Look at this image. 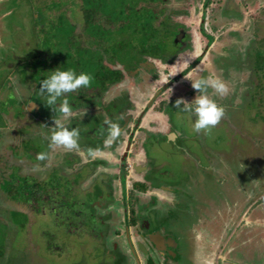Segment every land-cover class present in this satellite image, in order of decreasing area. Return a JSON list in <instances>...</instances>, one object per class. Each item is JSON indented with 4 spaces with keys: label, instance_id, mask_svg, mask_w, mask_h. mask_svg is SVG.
Listing matches in <instances>:
<instances>
[{
    "label": "flooded vegetation",
    "instance_id": "obj_1",
    "mask_svg": "<svg viewBox=\"0 0 264 264\" xmlns=\"http://www.w3.org/2000/svg\"><path fill=\"white\" fill-rule=\"evenodd\" d=\"M8 1L0 0V171L16 167L17 176L26 183L12 182L7 193L15 198V186H21L16 192L23 194L25 205L39 209L43 203L57 215L82 213L91 198L96 211L108 218V242H116L127 253L129 264H243V251L252 239L249 230L263 232L264 146L255 151L248 144L237 147L248 153L252 178L232 187L227 158L221 162L222 155L214 152L215 162L206 163L189 148V141L203 136L187 128L195 121L193 114L176 109L174 103L178 98L191 102L198 95L190 79L215 75L230 89L224 97L208 91L224 107L222 119L229 124L247 122L251 134L257 132L255 123L260 129L264 0H134V9L146 11L147 33L141 29L136 35L139 44L128 35L129 24L122 19L131 7L128 3L117 13L113 5L112 19L104 15L106 0H41L48 19L39 22L40 27L64 15L72 33L83 40L81 56L71 53V61L94 64L96 60L84 58L86 50L101 54L90 86L65 94L57 104L66 98L72 107L73 116L65 123L80 130L79 152L48 146L55 113L45 105L46 94L41 95L39 88L50 75L35 78L36 72L28 66L9 67L8 51L14 47L6 35L12 11ZM106 29L116 34L108 43L111 48H104V37L95 36ZM76 47L81 50L82 43L77 41L71 48ZM130 47L135 58L124 62L134 55L128 54ZM105 120L123 130L110 148L104 147L98 132L107 127ZM8 144L14 147H5ZM164 147L170 148L164 155L179 150L193 160L183 164V178L167 170L170 164L158 154ZM88 148L101 153L85 162ZM40 152L49 153L50 159L37 160ZM192 167L203 173L214 171L215 189L209 198L196 191L206 179L193 175ZM227 187L235 192L230 194ZM5 221L0 214V222ZM73 227L79 229L81 240L88 236L82 217L81 222L67 224V234ZM255 251L264 263V251Z\"/></svg>",
    "mask_w": 264,
    "mask_h": 264
},
{
    "label": "rangeland",
    "instance_id": "obj_2",
    "mask_svg": "<svg viewBox=\"0 0 264 264\" xmlns=\"http://www.w3.org/2000/svg\"><path fill=\"white\" fill-rule=\"evenodd\" d=\"M113 1L114 0L105 1V6L103 8L105 18L109 17L114 19L116 16L114 11L115 8L117 13L126 3H128L129 6L131 5V7L127 9V15L122 19L126 20V23L129 24L126 27L128 35H132L133 42L139 44L141 40L139 37L136 38V35H140L139 31H141V29L147 33L144 29L146 11L144 8L143 10L134 9V6H132L134 0H115V3ZM7 3L9 8H12V11L8 16V29L6 35L9 46H11V48L14 47V49L8 51L9 55L7 58L9 63H11L9 65L10 68L23 69L28 66V68H32L34 72H36L34 73L36 75L34 76L35 78L38 75H44L45 77L50 75L53 68H59L60 70L72 69L75 72L76 70H83L79 73L84 72L90 74L93 78L94 71L99 69L96 63L100 62V60H98L101 55L100 51L86 50V57L84 56V58L96 60L94 64L84 61H80V63L76 60V62L71 61V53L78 54L79 51H83L82 48H84V43L80 35L79 38H77L74 33H72L73 27L69 24L68 18H65L64 15L54 17L51 19V22H46V26L40 27L41 25L39 26V22L43 23L45 21L44 18H47L45 16L46 12L41 10V0H9ZM113 5H116V7L114 8ZM37 14H40V19L36 18ZM141 19L143 21H141ZM91 29L92 25L89 27V30ZM100 32H97L98 34L95 36L104 37L105 46L104 44L103 46L107 48L106 46L109 45L110 39L116 36V34L108 29ZM77 41L82 43L81 50H78L77 47L76 49L71 48ZM70 48L72 50H70ZM108 48H111L110 45ZM127 52L128 54L130 52L132 54L135 53L134 49L131 47ZM78 55L79 57L81 56L80 54ZM106 57L111 58L108 52H106ZM131 57L135 58V54L133 56L130 54L129 57L126 59L124 58V62H127V59ZM44 68L47 69V71H44ZM71 97L72 96H70L69 99H71ZM239 99L240 98L237 100ZM251 113H254V111ZM192 125L193 122L189 123L187 128L193 131ZM247 127V122L244 124L239 122L238 124L232 121V123L229 124V120L226 121L225 119H221L220 123L212 129L211 135H205L201 132L203 137L200 138V140L188 142L189 148L197 154L203 162H215L214 152H218V154L222 155L221 162H225L226 158L228 159V163L232 169L230 172L233 177L231 178L232 187L240 186L245 183L247 179L252 178L249 172L250 170H248L250 165L248 153L237 147H243L248 144V149L255 151L262 150L264 146V142L258 135L259 133L264 139V124L258 130L259 127L255 123L252 127L257 132L252 131V134L250 131L248 133ZM25 143L27 145V141ZM7 146L11 149L14 147V145L11 146V144L5 145V147ZM167 150H170V148L164 147L158 154L162 156L161 159L165 163L170 164L166 166L168 169L163 165L162 168L170 170L173 176L182 175L181 172L184 171L183 164L194 163L191 158L184 157L179 150L171 151L168 156L164 155L163 151L166 152ZM217 165H220L219 161H217ZM191 172L196 176L205 175L203 179L206 180L197 186L196 191L198 190L199 193L209 198L211 192L215 189L212 184L213 177L215 176L214 171L205 170V173H203L201 169L196 170L192 167ZM0 181H2V184L0 182V214L6 220L5 222H0V264H74L73 261L75 260H79V262L83 264V262L93 260L91 257L93 256L92 253L96 243L88 236L81 240L74 234H67V224H61V222L57 223L55 221V216L50 210L49 205H43V203H41L42 205H40L39 209H33L25 205L23 194L16 192L21 186H15V191L13 193L16 196L15 198L11 197L12 194L9 195L7 193L8 190L13 187L11 185L12 182L18 181L16 184L26 183L24 178L17 176L16 167L11 168V171L7 173L0 171ZM227 188L228 191L230 190V194L235 192L233 188ZM88 201L89 199H87V202ZM85 223L88 224V221L86 220ZM249 234L252 239L251 242H249L250 246L246 247L243 251L245 254L243 256V264H264L262 261H258L255 253L256 249L260 253L261 250L264 251V248H261V246L264 247V225L262 233L256 230H249ZM49 244L59 250H61L62 247L65 248L64 250L62 248V253L56 249L50 251ZM109 244H111V242H109ZM251 247L255 249H251ZM248 248H250L249 252ZM95 251L99 255H104L101 248H97ZM190 255L189 251L188 259ZM106 258L109 257L107 256Z\"/></svg>",
    "mask_w": 264,
    "mask_h": 264
},
{
    "label": "clouds",
    "instance_id": "obj_3",
    "mask_svg": "<svg viewBox=\"0 0 264 264\" xmlns=\"http://www.w3.org/2000/svg\"><path fill=\"white\" fill-rule=\"evenodd\" d=\"M174 75V74H173ZM90 74L81 72L77 74L74 70H60L56 68L51 71L50 76L40 81V94H46L45 105L50 107L55 115L52 117L54 126L51 127V132L47 136L49 148H62L68 152H79V136L80 130L76 127L70 128L65 121L73 116L72 107L68 99H63L59 102V98L67 93L75 92L81 87H88L92 82ZM192 88L198 93L195 98L188 102L184 98H178L174 107L184 112H190L195 117L192 129L195 133L203 132L205 135H211L212 129L215 128L225 115V109L213 99L208 91L211 89L213 93L219 97H224L229 94V85L220 77L209 75L198 79H190ZM27 108V106H26ZM35 105H32V109ZM27 110H29L27 108ZM104 125L98 132L104 137L103 144L105 148H110L118 142L122 135V128L118 123L110 120H105ZM101 150L88 148L86 152L87 159L85 162H90L99 157ZM37 160L44 161L50 159L49 153L40 152L37 154Z\"/></svg>",
    "mask_w": 264,
    "mask_h": 264
},
{
    "label": "water",
    "instance_id": "obj_4",
    "mask_svg": "<svg viewBox=\"0 0 264 264\" xmlns=\"http://www.w3.org/2000/svg\"><path fill=\"white\" fill-rule=\"evenodd\" d=\"M84 206L88 209H83L82 213H64L63 215L53 214L56 219L55 221L57 223L61 222V224H68L69 222L76 224L77 222H81V217L83 218V221H88V237L96 243V246L93 249V256L91 257L93 260L83 262V264H129V261L125 259L126 257H124L127 255V253L120 247L117 248L116 242L109 244L107 240L108 218L96 211L91 198H89L87 205L84 204ZM69 231L76 236L78 234V237L80 238L79 229L77 230L75 227H73L72 229H69ZM62 248L64 250L65 247ZM62 248L59 250L49 244L50 251H54L56 249L62 253ZM97 248H101L104 255L97 254L95 251ZM59 252L57 253L60 254ZM107 256L109 258H106ZM73 262L74 264H82V262H79V260H75Z\"/></svg>",
    "mask_w": 264,
    "mask_h": 264
}]
</instances>
